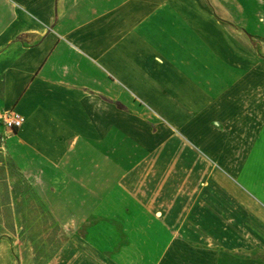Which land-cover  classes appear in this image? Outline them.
<instances>
[{"label":"crops","instance_id":"obj_1","mask_svg":"<svg viewBox=\"0 0 264 264\" xmlns=\"http://www.w3.org/2000/svg\"><path fill=\"white\" fill-rule=\"evenodd\" d=\"M246 1L0 0V111L22 118L0 124V172L55 224L89 225L47 264H183L200 124L251 88L217 19L249 17Z\"/></svg>","mask_w":264,"mask_h":264},{"label":"rangeland","instance_id":"obj_2","mask_svg":"<svg viewBox=\"0 0 264 264\" xmlns=\"http://www.w3.org/2000/svg\"><path fill=\"white\" fill-rule=\"evenodd\" d=\"M257 2H243L249 17L217 18L236 30V67L243 57L250 60L251 88L240 100L225 98L210 114L211 126L200 124L205 170L189 182L198 184L201 204L186 218L189 238L196 239L186 242L183 264L264 263V37L254 34L264 33V16L254 15L262 11ZM88 227L55 224L19 172H0V264H47L66 240H80Z\"/></svg>","mask_w":264,"mask_h":264},{"label":"built area","instance_id":"obj_3","mask_svg":"<svg viewBox=\"0 0 264 264\" xmlns=\"http://www.w3.org/2000/svg\"><path fill=\"white\" fill-rule=\"evenodd\" d=\"M0 119L3 127L8 131L18 130L22 125V118L13 112L5 113Z\"/></svg>","mask_w":264,"mask_h":264},{"label":"trees","instance_id":"obj_4","mask_svg":"<svg viewBox=\"0 0 264 264\" xmlns=\"http://www.w3.org/2000/svg\"><path fill=\"white\" fill-rule=\"evenodd\" d=\"M117 106H118L119 108H122V106H121V105H119V104H117ZM13 131H15V130H13Z\"/></svg>","mask_w":264,"mask_h":264}]
</instances>
